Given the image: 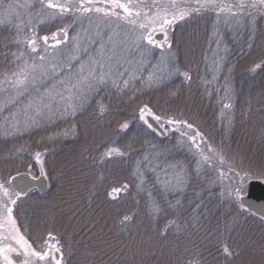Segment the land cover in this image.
I'll return each instance as SVG.
<instances>
[{
    "label": "trees",
    "instance_id": "obj_1",
    "mask_svg": "<svg viewBox=\"0 0 264 264\" xmlns=\"http://www.w3.org/2000/svg\"><path fill=\"white\" fill-rule=\"evenodd\" d=\"M31 3L36 5L37 0ZM37 11L38 5L30 13L20 9L21 20L33 18L23 31L32 34L34 27L37 37H50L67 28L69 40L60 45L66 56L72 50L71 37H84L86 30L95 34V21L90 24L69 13L40 24L34 19ZM253 12L240 25L235 18L225 23L226 14L218 18L213 12L179 21L170 32L171 49L153 51L144 61L142 80L132 81L123 91L109 86L74 117H57L22 135L0 131V178L29 170L37 176L42 164L48 180L45 194L32 190L14 208L17 226L34 248L40 250L52 240L60 248V264H264L263 221L223 200L219 182L212 183L217 173L206 167L197 170L192 156L177 146L174 133L156 135L138 119V108L144 104L154 111L182 115L214 146L237 154L246 166H260L264 162V14ZM17 22L14 16L13 25ZM99 31L104 40L111 34L103 25ZM116 31L119 35L114 39L122 40L127 27ZM16 32L14 26L0 27V74L8 73L18 62L16 57L26 53ZM95 47L98 43L90 45L89 54ZM123 54L140 60L134 49ZM162 54L181 72L187 71L191 80L178 74L169 77L167 65L160 70ZM214 59L220 61L218 72L211 70ZM150 72L162 74L164 83L148 87ZM225 103L231 107L225 109ZM125 120L130 129L117 133ZM73 125L74 134L48 138ZM130 142L135 150L127 156L103 157L110 148L126 151ZM153 143L164 150L153 164L175 165L170 171L187 173L182 190H164L165 174L143 164L141 183L136 162L144 152L154 151ZM156 204L161 211H155ZM124 216L131 219L122 223ZM225 244L232 257L224 254Z\"/></svg>",
    "mask_w": 264,
    "mask_h": 264
},
{
    "label": "snow or ice",
    "instance_id": "obj_2",
    "mask_svg": "<svg viewBox=\"0 0 264 264\" xmlns=\"http://www.w3.org/2000/svg\"><path fill=\"white\" fill-rule=\"evenodd\" d=\"M37 5L38 11L34 19L38 23L43 24L71 13L81 20H88L90 24L95 21V34H88L86 30L84 37L79 34L71 37L72 50L66 56L60 45L67 44L69 40L67 28H60L50 37H37L34 27L32 34L23 31L25 26L33 23V18L21 20L20 9L27 8L30 13ZM0 9H3L0 11V27L14 26L17 29L18 43L24 44L26 50V53L22 52L16 57L18 62L8 73L0 74V116L3 117L0 120V131L22 135L25 131L52 123L57 117H74L109 86L123 91L132 81L142 80L146 70L144 61L153 54L154 48L164 49L167 46L171 49L170 32L179 21L194 14L213 12L218 18L226 14L225 23L232 18L239 23L245 16L252 17L253 10L264 14V0H235L234 3H225V0H37L36 5L31 0H25L23 4L19 0H10L7 4L0 0ZM14 16L19 22L13 25ZM101 25L111 32L107 40L103 39V34L99 31ZM125 26L127 33L124 39L115 40L114 36L119 35L116 30ZM157 33L162 35V39L155 38ZM38 39L43 43H38ZM50 40L52 43H49ZM97 43L98 47L92 48L89 54L90 45ZM120 46L123 48L118 52ZM132 49L139 54L140 60L135 61L123 54L130 53ZM161 61L168 66L169 77L178 74L191 80L187 71L181 72L163 55ZM255 67L259 68L260 65ZM219 69L220 61L214 59L211 70L218 72ZM213 79H216L215 75ZM164 80L162 74L150 72L146 83L148 87H153L163 84ZM223 107L230 108L231 104L225 103ZM104 110L100 109L101 114ZM138 119L156 135L174 133L177 146L187 150L197 170L206 167L217 173L212 183L219 182V196L223 200L237 205L242 213L258 216L264 221V207L249 202L250 184H264V162L255 168L246 166L243 158L237 154H229L223 146L216 147L211 144L205 133L194 122L183 119L182 115L154 111L148 104H144L138 108ZM129 129L130 123L125 120L118 124L116 131L126 133ZM69 132L75 133V125L48 138L57 139L61 135L66 137ZM150 148L154 151L144 152L143 159L136 162L141 183H144V174L140 171L143 164L146 167L151 166L153 172L159 169L165 174L161 181L164 190H182L187 183V173L183 169L179 172L170 171L176 168L175 165L160 168L159 164H153L154 160L160 159L164 150L154 143ZM134 150L135 143L130 142L126 151L110 148L103 153V157H125L129 151ZM40 157L41 153L37 152V162H40ZM40 171L42 176H46L42 164ZM29 177L33 181L37 179L36 176H31L30 170L24 174L17 172L15 176L0 178V262L14 264L11 254L15 253L23 257L17 264H38L41 261L60 264L54 255V252L60 251L58 246L47 243L44 248L37 250L17 226L14 208L32 190V185L27 183ZM157 179L160 180V177L157 176ZM225 180L228 182L225 183ZM155 211H161L158 204L155 205ZM130 219V216H124L122 223ZM50 239H54L51 234ZM223 252L228 257L234 255L226 244Z\"/></svg>",
    "mask_w": 264,
    "mask_h": 264
},
{
    "label": "water",
    "instance_id": "obj_3",
    "mask_svg": "<svg viewBox=\"0 0 264 264\" xmlns=\"http://www.w3.org/2000/svg\"><path fill=\"white\" fill-rule=\"evenodd\" d=\"M156 39H161V34H156ZM162 131V130H161ZM24 174V173H21ZM15 176V175H13ZM37 179L35 181L31 180L29 177L27 183L32 185V190H35L37 193L43 195L47 191L48 188V181L45 176L41 175V171L39 170L38 175L36 176ZM249 191L251 193L250 201L251 203L255 204L258 207H264V184H260L258 182H253L249 186ZM248 197L246 196V200ZM258 217V216H257ZM259 218V217H258ZM264 223V221H263ZM12 259L15 263L22 260V257L17 256L15 253L12 256Z\"/></svg>",
    "mask_w": 264,
    "mask_h": 264
},
{
    "label": "rangeland",
    "instance_id": "obj_4",
    "mask_svg": "<svg viewBox=\"0 0 264 264\" xmlns=\"http://www.w3.org/2000/svg\"><path fill=\"white\" fill-rule=\"evenodd\" d=\"M250 20V22H251V20H252V18H250L249 19ZM236 22V21H235ZM242 21H240L239 23H237L236 22V25L238 24V25H240V23H241ZM157 34H159V33H157ZM162 39V38H161ZM165 48H166V46H165ZM164 48V49H165ZM164 49H160V48H154L153 49V51H156V50H158V52H160V51H163ZM117 51L119 52L120 51V48L118 47V49H117ZM163 55V54H162ZM162 55H160V56H158V58H160V61H161V56ZM164 56V55H163ZM167 60H168V57H167V55L166 56H164ZM165 67H166V64L165 63H162V61H161V63H160V70H164L165 69ZM48 181V180H47ZM35 230V229H34ZM32 232H35V231H32ZM22 233V232H21ZM23 234V233H22ZM24 235V234H23ZM32 237V236H31ZM26 238V237H25ZM48 243H51L52 245H54L55 246V244H54V242L52 241V240H50ZM46 245V244H45ZM45 245H43V247L42 248H44L45 247ZM53 251H54V249H53ZM55 256H56V258L59 260V258H58V254H57V252H55ZM22 259H23V257H22ZM60 262H61V260H59ZM1 263V262H0ZM54 263V262H53ZM38 264H48V261H41V262H38Z\"/></svg>",
    "mask_w": 264,
    "mask_h": 264
},
{
    "label": "flooded vegetation",
    "instance_id": "obj_5",
    "mask_svg": "<svg viewBox=\"0 0 264 264\" xmlns=\"http://www.w3.org/2000/svg\"><path fill=\"white\" fill-rule=\"evenodd\" d=\"M13 254H14V253L11 254V258H12V256H13ZM12 260H13V259H12ZM13 261H14V260H13ZM0 264H2V262H1ZM14 264H17V263L14 262Z\"/></svg>",
    "mask_w": 264,
    "mask_h": 264
}]
</instances>
